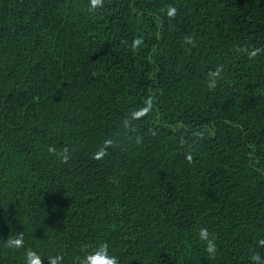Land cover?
<instances>
[{
    "label": "trees",
    "instance_id": "16d2710c",
    "mask_svg": "<svg viewBox=\"0 0 264 264\" xmlns=\"http://www.w3.org/2000/svg\"><path fill=\"white\" fill-rule=\"evenodd\" d=\"M264 264V0H0V264Z\"/></svg>",
    "mask_w": 264,
    "mask_h": 264
},
{
    "label": "clouds",
    "instance_id": "9594fccd",
    "mask_svg": "<svg viewBox=\"0 0 264 264\" xmlns=\"http://www.w3.org/2000/svg\"><path fill=\"white\" fill-rule=\"evenodd\" d=\"M99 0H93V4H97ZM81 264H119L115 256L108 254L107 248L104 245L85 254L81 260Z\"/></svg>",
    "mask_w": 264,
    "mask_h": 264
}]
</instances>
